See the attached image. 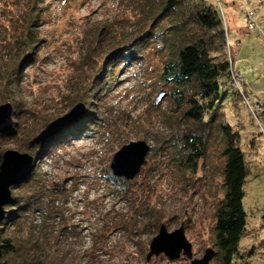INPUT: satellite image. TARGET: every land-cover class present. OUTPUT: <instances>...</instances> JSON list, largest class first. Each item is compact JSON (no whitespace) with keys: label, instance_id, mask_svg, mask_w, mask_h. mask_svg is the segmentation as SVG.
<instances>
[{"label":"rangeland","instance_id":"rangeland-1","mask_svg":"<svg viewBox=\"0 0 264 264\" xmlns=\"http://www.w3.org/2000/svg\"><path fill=\"white\" fill-rule=\"evenodd\" d=\"M219 2L225 39L228 37L231 44L229 46L225 40L224 52H231L234 70L243 77L241 102L234 106L233 96L228 95L224 111L227 122L242 133V148L249 155L251 166L244 184L247 233L240 241V248L245 249L264 239V136L263 142L256 138L261 128L264 130V118L255 110L256 105H264V0ZM155 3V0H38L37 7L43 10L44 19L35 30L43 41L36 62L25 71L20 96L16 99L19 110L18 116L13 118L15 135L2 141L0 146L3 151L10 149L35 157L38 151L26 148L23 143L32 139L30 135L37 125L36 120L50 118V123L78 103L84 106V113L80 116L81 112H77L78 123L68 127L80 124L85 128L82 129L84 132L80 130L70 137V129H66L62 144L49 149L36 163L35 168L45 183L59 186L64 192L63 195L58 193L48 205L54 209V216L35 214L20 232L10 223L0 224L18 246L11 264H21L24 260L27 262L24 264H30L36 258L47 257L34 252L29 239L31 225L35 229L34 236L44 238L50 247L49 257L60 258L61 264H190L183 256L168 262L162 254L146 261L149 243L161 225L168 232L184 227L185 236L192 245L193 258L200 259L206 249L215 251V211L224 194L221 175L224 142L217 131L212 134L195 174L179 166L180 147H176V141L187 126L178 122L171 127L177 105L169 95L171 88L165 87L161 79L164 64L175 55H170L168 44H162V41L150 43L143 48L140 58L131 60V53L119 65H105L104 69L101 66L103 71L99 77L91 75L90 69L78 70L77 80L82 78L86 88L82 86L80 95L74 97L79 101L65 102V94H72L69 82H73L76 74L73 64L82 54L86 35L109 24L113 33L107 42L113 37L126 44L133 34L139 33L144 37L151 32L152 25L143 30L139 25L147 20ZM246 6L256 11L253 31L246 29L243 15ZM229 17L240 32L230 30ZM171 21L167 19L157 25L156 34L162 35L160 32L166 31ZM246 32L251 37L262 38V46L252 47L247 42ZM240 45L243 47L236 57ZM223 57L226 58L225 54ZM93 78L94 81L102 80L100 86L97 85L99 89L94 91L93 88L92 101L83 103L81 96H85ZM160 92L165 96L155 103ZM213 116L214 113L207 115L205 121ZM253 137L255 142L249 145ZM135 141H144L151 148L146 164L129 183H111L109 165L114 153ZM255 144L259 146L255 148ZM258 152L260 155L252 158ZM147 206L155 208L159 215L154 234L129 227L143 221L142 214ZM143 244L144 249L141 248ZM56 249H59L58 253ZM259 257L255 264H261ZM210 264L218 263L211 261Z\"/></svg>","mask_w":264,"mask_h":264},{"label":"trees","instance_id":"trees-1","mask_svg":"<svg viewBox=\"0 0 264 264\" xmlns=\"http://www.w3.org/2000/svg\"><path fill=\"white\" fill-rule=\"evenodd\" d=\"M155 2L147 20L139 25L141 30L152 25L151 32L145 34L144 37L141 35L142 33L133 34L124 44V41L117 42L113 37L110 42H107L110 33H113L109 24L105 25L102 30L97 28L90 31V34L86 35L84 39L80 58L73 64L74 73L78 70L90 69L88 71L91 75L99 77L98 74L101 75L103 71L101 68L104 69L105 65H119L127 60L131 53H133L130 57L131 60L140 58L143 48L150 43L162 41V44L169 45L170 55L173 56L174 53L175 55L164 64L161 79L165 87L171 88L169 95L177 105V111L172 114L174 120L171 127L174 128V125L179 124L178 122H183V127L187 126L176 141V147H180L179 166L182 170L185 169L195 174L198 163L205 156L206 143L212 134L217 131L218 134H221L224 142L221 152L224 194L215 211L213 229L216 256L212 261H216L218 264H255V259L260 256L261 264H264V239L257 242V245L245 249L240 248V241L247 233V215L243 199L244 184L250 175L251 166L249 155L242 148V133L238 132L240 130L236 131L227 122V114L224 111V103L228 95L233 96L234 106L239 104L238 101L241 102V95L231 89L229 85V67L223 57L225 29L221 19L222 10H219L217 5L219 0H155ZM37 5L38 0H13L10 4L0 0V16L4 17L0 19V105L11 104L14 119L18 116L19 104L16 99L20 96V87L25 78V71L36 62L43 41L39 37L38 31L35 30L43 23L44 19L43 10ZM158 10L160 11L159 15ZM167 19L172 20L169 28L166 31H161L162 35L156 34L157 25L163 24ZM247 30L253 31L248 29V26ZM77 73L73 82H69V90L72 91V94H65L66 103L73 104L79 101L74 97L80 95L79 89L82 86L85 87V83L82 84L83 80L80 78L82 74H79L80 79L77 80ZM101 81H94V78L89 81L90 86L85 92V96H81L83 103L92 101L90 100L92 99L91 90L93 91V88L94 91L98 90L97 85L100 86ZM90 109H93L91 104ZM214 109L217 111L214 112ZM234 111L237 112L236 107ZM212 113L214 116L209 121H205V117ZM49 120L50 118L45 117L36 120L38 122L31 132L30 139L43 130L49 124ZM79 125L67 126L62 129L61 134L35 146V151H38L35 156L37 160L47 154L49 149L62 144L61 140L66 129H70L68 134L70 137L85 128V126ZM14 135L13 129L0 134V143ZM256 138L262 141L263 133L260 131ZM256 138L253 137L249 145L254 144ZM27 144L24 142L23 146H27ZM257 146L259 145L255 144L254 147ZM4 152L0 146V163ZM259 155L258 152L252 158ZM38 173L35 168L28 180L12 188V200L7 206L6 217L4 223H0L1 225L10 223V226L20 232L21 228H24L35 214L48 218L54 216V209L48 205L58 197V193L63 195L64 192H61L59 186L45 183L46 181ZM109 180L114 184L129 183L113 177L111 173ZM142 215L144 219L140 222L141 226H139V222H135L133 226L129 227L135 231L141 229L147 234H154L160 220L157 210L147 206ZM44 225L45 220L42 222V227ZM126 225L123 223L124 227ZM6 232L0 227V264H11L10 260L17 254L18 249L11 235L7 236ZM34 232L35 229L31 225L29 239L32 241L34 252L38 251L47 257H44L43 260L36 258L30 264H61L60 258L49 257L48 248L50 247L46 240L41 236L36 238ZM144 247L145 244L141 246L142 249ZM60 248L62 249V247ZM55 252L58 253L59 249H56ZM24 263L27 262L25 260L21 262V264Z\"/></svg>","mask_w":264,"mask_h":264},{"label":"water","instance_id":"water-1","mask_svg":"<svg viewBox=\"0 0 264 264\" xmlns=\"http://www.w3.org/2000/svg\"><path fill=\"white\" fill-rule=\"evenodd\" d=\"M164 96L165 94L160 92L155 98V103L160 102ZM79 111L81 116L84 113V106L81 103L75 105L68 113L47 124L43 130L28 141L27 147L32 149L39 146L55 137L63 128L78 123L79 118L75 114ZM12 114L13 107L11 104L0 105V134L12 129ZM150 149V146L144 141L130 142L122 146L112 157L109 165L111 175L126 182L134 180L146 164ZM37 161L36 157L15 150L9 149L2 154L0 163V223L4 221L6 217L5 208L12 200V188L30 178ZM161 254L166 257L168 262H173L183 256L189 260L190 264H210L216 256L213 249H206L200 259L193 258L192 245L185 236L184 227L180 226L178 229L168 232L164 225L159 227L157 235L151 239L146 261Z\"/></svg>","mask_w":264,"mask_h":264},{"label":"built area","instance_id":"built-area-1","mask_svg":"<svg viewBox=\"0 0 264 264\" xmlns=\"http://www.w3.org/2000/svg\"><path fill=\"white\" fill-rule=\"evenodd\" d=\"M243 15L246 19L247 22V26L248 29L253 30V28H255V19H256V12L253 9H249L248 6L245 7V11L243 12ZM226 40V44H228L229 46L230 41L228 40V37L225 39ZM236 45H238V42L236 43ZM225 54V59L228 63V66L230 67V82L229 85L231 87V89H233L234 91L238 92L239 94H241L242 91V85H243V77L234 70V60L231 57V52L226 51L224 52ZM250 106V104H248ZM255 110L257 112H260L263 117H264V105L260 106V105H256L255 106ZM258 121V120H257ZM261 132L263 133L264 136V130L261 128ZM263 218H264V207H263Z\"/></svg>","mask_w":264,"mask_h":264},{"label":"crops","instance_id":"crops-1","mask_svg":"<svg viewBox=\"0 0 264 264\" xmlns=\"http://www.w3.org/2000/svg\"><path fill=\"white\" fill-rule=\"evenodd\" d=\"M244 21H245V19H244ZM229 22H230V30L232 31V32H234V31H236V33H237V31H241L240 29H237V27L236 26H234V24H233V22H235L234 20H233V18H230L229 17ZM247 29V28H246ZM244 34V33H243ZM243 34L241 35V36H243ZM246 35H248V37L249 38H247V42L249 43V44H251V46L252 47H254V45H259V46H262V38H260L259 36H249V35H251L250 33H248V32H246L245 33ZM234 38H236V37H234ZM244 40H246V39H244ZM241 46V45H240ZM242 47L243 46H241L240 47V50H239V54L237 55V53H236V57H239V55H240V52H241V50H242ZM237 60V59H236Z\"/></svg>","mask_w":264,"mask_h":264}]
</instances>
